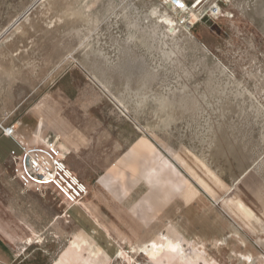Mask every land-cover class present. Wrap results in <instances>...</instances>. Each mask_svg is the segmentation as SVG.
<instances>
[{"label": "rangeland", "instance_id": "1", "mask_svg": "<svg viewBox=\"0 0 264 264\" xmlns=\"http://www.w3.org/2000/svg\"><path fill=\"white\" fill-rule=\"evenodd\" d=\"M167 1L0 0V125L79 138L112 189L102 238L0 167V264H264V0Z\"/></svg>", "mask_w": 264, "mask_h": 264}, {"label": "built area", "instance_id": "2", "mask_svg": "<svg viewBox=\"0 0 264 264\" xmlns=\"http://www.w3.org/2000/svg\"><path fill=\"white\" fill-rule=\"evenodd\" d=\"M167 3L174 11L184 15L182 25L194 26L205 18L227 16L224 11L227 0H168ZM191 11L202 12L195 23H189L190 20L185 17ZM0 133L11 139L19 150L18 154L11 155L9 164L15 168V179L23 189L39 193L54 191L70 207L87 198L88 186L68 165L67 155L57 139L50 137L33 144L25 142L19 137L16 125L2 124Z\"/></svg>", "mask_w": 264, "mask_h": 264}, {"label": "crops", "instance_id": "3", "mask_svg": "<svg viewBox=\"0 0 264 264\" xmlns=\"http://www.w3.org/2000/svg\"><path fill=\"white\" fill-rule=\"evenodd\" d=\"M227 7H228V5H227ZM227 10L230 11L231 9L228 8ZM224 11H226L225 8H224ZM226 12H228V11H226ZM52 128H53L56 136L55 137H53V136L42 137L43 140H45L46 138H50V137L58 140L60 147L62 148V150L67 155L68 165L86 183V185L88 186V189H89V193H88L87 198L85 200H83L78 205H75L72 207L69 206V209L71 211L76 210V214H77L76 219L78 220V222L80 224H82L83 229H81V230L85 234H87V232L91 230V231H96L97 236H99V237L102 236V238L103 237L106 238V236H109L108 235L109 231L106 230L105 222L102 220L103 219V217H102L103 208H104V205H106V201H107V200L105 201L104 197L109 196V193H112V189L107 184V182L105 184V183H102L101 181H98L93 186V185H91V182L88 181L90 176H87V174H84L87 170V168L84 166V157L86 155H88V153L82 149V147L84 145L82 144L80 139L78 138L75 141L72 137H70L68 135V132L64 131L63 129L56 127V126H53ZM57 132H60L64 138L59 140L57 137V134H58ZM17 133H18L19 137L25 142H29L32 144L39 142V141H34V138L29 139V140L25 139L23 136L20 135V133L18 132V129H17ZM2 138L3 139H9V138H6V137L0 135V139H2ZM9 140L12 141L11 139H9ZM14 145H15V143H14ZM16 148H17V146H16ZM17 150H18V148H17ZM79 159L82 160V163H81L82 166L79 163ZM10 160H11V156H9V158H6V159H4L0 156V167H2L5 164H9ZM93 167H94V165H93ZM93 167H92V169L95 170V168H93ZM110 235H111V233H110ZM115 244L117 245L115 247V251L117 253H120L121 250H120L119 245L117 244V242H115ZM99 250H101V249H99Z\"/></svg>", "mask_w": 264, "mask_h": 264}, {"label": "bare ground", "instance_id": "4", "mask_svg": "<svg viewBox=\"0 0 264 264\" xmlns=\"http://www.w3.org/2000/svg\"><path fill=\"white\" fill-rule=\"evenodd\" d=\"M20 19H21V18H20ZM17 21H18V20H17ZM13 25H14V24H13ZM7 31H8V30H7ZM42 140H43V139H41L40 141H42ZM34 141H39V135H38V134H36ZM62 145H63V144H62ZM64 147H65V146H64ZM69 150H70V149H69ZM69 150H68V151H69ZM182 181H183V180H181V182H182ZM104 183L106 184V182H104ZM178 188H179V186H178ZM61 198H62V197H61ZM28 240H29V239L27 238L26 241H28ZM81 241H82V242H85V241H86L85 236H81ZM152 246L157 247L158 244H157V243H156V244H152ZM81 247H82V246H81ZM136 247H137V246H136ZM143 248H144V247H141V248L139 247V248L136 249V248L134 247L133 249H134L135 252L137 253V252H138L137 250L140 249V250L142 251ZM130 249H131V248H130ZM156 250H157V249H156ZM131 252H132V251H131ZM156 252H158V250H157ZM73 256H74V255H73ZM80 256H81V255H80V252L77 253V257H80ZM65 259H67V258H65ZM79 260H80V259H79ZM139 262H140V261H139ZM142 264H143V263H142Z\"/></svg>", "mask_w": 264, "mask_h": 264}]
</instances>
